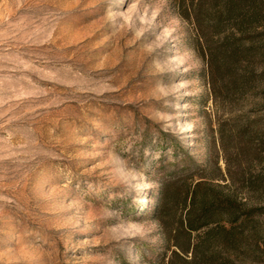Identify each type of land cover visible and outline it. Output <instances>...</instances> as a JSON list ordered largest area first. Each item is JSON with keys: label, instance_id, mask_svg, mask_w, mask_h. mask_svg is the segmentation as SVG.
<instances>
[{"label": "rangeland", "instance_id": "374dc122", "mask_svg": "<svg viewBox=\"0 0 264 264\" xmlns=\"http://www.w3.org/2000/svg\"><path fill=\"white\" fill-rule=\"evenodd\" d=\"M193 33L173 0H0V264H167L166 182L236 181L238 124L264 137V59L230 93Z\"/></svg>", "mask_w": 264, "mask_h": 264}, {"label": "trees", "instance_id": "16d2710c", "mask_svg": "<svg viewBox=\"0 0 264 264\" xmlns=\"http://www.w3.org/2000/svg\"><path fill=\"white\" fill-rule=\"evenodd\" d=\"M173 1L179 16L192 25L194 47L205 60L210 82L225 81L236 91L230 93L243 94L240 91L250 86L256 73L251 65L264 59V0ZM238 125L243 162L236 181L209 178V168L202 166L188 174L198 175L196 180L186 182L179 176L166 182L172 187L182 182L171 194L172 205L181 210L174 229L180 242L174 244L167 264H251L261 255L256 215L264 212V206H252L240 192L264 194V137L255 120ZM217 134L223 149L219 126Z\"/></svg>", "mask_w": 264, "mask_h": 264}]
</instances>
